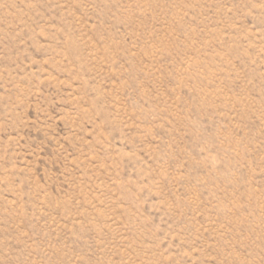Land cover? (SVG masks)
I'll use <instances>...</instances> for the list:
<instances>
[{"label":"rangeland","instance_id":"obj_1","mask_svg":"<svg viewBox=\"0 0 264 264\" xmlns=\"http://www.w3.org/2000/svg\"><path fill=\"white\" fill-rule=\"evenodd\" d=\"M0 264H264V0H0Z\"/></svg>","mask_w":264,"mask_h":264}]
</instances>
